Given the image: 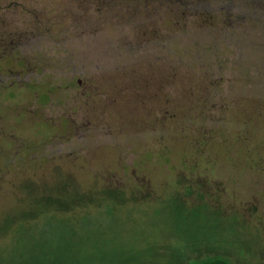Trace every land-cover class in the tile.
<instances>
[{"label":"rangeland","instance_id":"374dc122","mask_svg":"<svg viewBox=\"0 0 264 264\" xmlns=\"http://www.w3.org/2000/svg\"><path fill=\"white\" fill-rule=\"evenodd\" d=\"M177 1L0 0V31L42 64L2 94L0 264H264L256 98L235 69L258 65L263 22H239L241 65L226 45L212 58L193 16L261 2ZM216 79L227 103L207 143L193 104Z\"/></svg>","mask_w":264,"mask_h":264},{"label":"trees","instance_id":"16d2710c","mask_svg":"<svg viewBox=\"0 0 264 264\" xmlns=\"http://www.w3.org/2000/svg\"><path fill=\"white\" fill-rule=\"evenodd\" d=\"M150 1L154 2L155 0ZM258 1L261 2L259 5H253V2L251 1L248 3H244V5L240 6L237 4L233 5L232 2L229 1V5H226V7L220 8L218 10L208 9L207 11H205L203 8H199L196 14L193 12V16L198 19V24L201 28H204L205 26L210 28V33L212 37L211 44L214 46V49L210 47L208 49H210V54L213 55V57L211 56L212 58L217 56V50H221L222 47H219V45H226V48L233 49L234 54L237 58L236 64H243V58L245 57V55L238 50L239 45L235 42L236 37H238V35L243 32V27L239 24V22H249L250 25L249 27L246 25L248 27L246 30L250 32L256 29L253 27L254 22H263V26L260 27V31L264 32V0ZM233 2L236 1L234 0ZM177 3L187 5L186 3H188V0H179L177 1ZM224 39L226 40V42H223ZM218 42H220V44H217ZM221 68L223 67H220V69ZM235 69L241 72L240 80L244 84L241 85V87L247 89L248 93L254 94L253 98H256V101L254 103L252 102V110L254 111V120L257 121V124L252 129L250 139H257V145L259 149H252L251 151H249V145H254V141L246 146L245 155L248 157L249 160L256 161L257 164H262L264 163V54L261 53V56L258 59V65L256 67H236ZM201 71L202 70H200V72ZM220 82L221 79H216V81L212 82L209 86L208 93H206L205 91H198V96L195 99V105L193 104V120H197L199 122L197 123V125H200V129H202V131L203 129H212V132H210L209 134L211 137H204L208 138V140H206L207 143H210L212 141L210 139L215 138V134L218 133L219 129H222L223 126H218L217 122L219 121V113L221 114L222 110L226 109L225 106L227 101L225 102L222 101V99H215L216 97H225V95H222L223 93H221V91H218ZM207 86L204 87L203 90H205ZM212 97L214 98L213 100ZM214 110L217 111L216 114H218V118L214 116L211 117L209 115V112H213ZM241 121L242 123L240 124V128L244 131L245 126L248 125L250 121ZM201 122H203L202 125L200 124ZM234 122V125H236V118ZM208 125L210 126L208 127ZM211 145L212 143L209 146ZM189 264L232 263L224 258L210 257L201 261H191Z\"/></svg>","mask_w":264,"mask_h":264},{"label":"flooded vegetation","instance_id":"af4514ba","mask_svg":"<svg viewBox=\"0 0 264 264\" xmlns=\"http://www.w3.org/2000/svg\"><path fill=\"white\" fill-rule=\"evenodd\" d=\"M23 39L24 36L13 37L0 31V113L3 112L1 109L5 110L7 106L11 108L14 105L7 98H4L3 92L8 93V91H11L10 93L15 96V88L17 86L29 89L36 84L38 77L37 70L39 67H42V64L38 62L36 50L27 49V45L24 47ZM75 75L76 73H74V77H76ZM62 84L64 83L62 82ZM82 86L83 81L78 80L77 88H81ZM26 110L28 111L29 109ZM25 113L26 111H19L18 115L15 116L16 120L23 121V114ZM4 117L0 114V134L5 130L2 124Z\"/></svg>","mask_w":264,"mask_h":264}]
</instances>
